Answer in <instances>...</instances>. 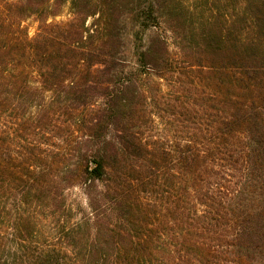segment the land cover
Here are the masks:
<instances>
[{"label": "trees", "instance_id": "trees-1", "mask_svg": "<svg viewBox=\"0 0 264 264\" xmlns=\"http://www.w3.org/2000/svg\"><path fill=\"white\" fill-rule=\"evenodd\" d=\"M0 264H264V0H0Z\"/></svg>", "mask_w": 264, "mask_h": 264}, {"label": "rangeland", "instance_id": "rangeland-1", "mask_svg": "<svg viewBox=\"0 0 264 264\" xmlns=\"http://www.w3.org/2000/svg\"><path fill=\"white\" fill-rule=\"evenodd\" d=\"M7 1L17 2L19 0H7ZM67 18H68V4H65V5H63V7L61 9L60 14L57 17L52 18L50 20L61 21V20H65ZM23 25L27 30L28 36L29 37L34 36V34L36 32V28H37V23L35 21V18L29 17V18L24 19ZM67 192L72 199H76V201H79L84 206L85 199L78 190L73 189V190H69Z\"/></svg>", "mask_w": 264, "mask_h": 264}]
</instances>
